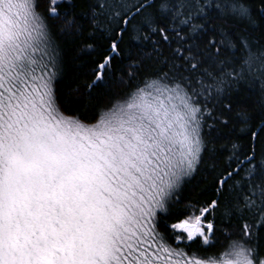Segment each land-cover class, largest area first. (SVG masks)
<instances>
[{
	"label": "snow or ice",
	"instance_id": "1",
	"mask_svg": "<svg viewBox=\"0 0 264 264\" xmlns=\"http://www.w3.org/2000/svg\"><path fill=\"white\" fill-rule=\"evenodd\" d=\"M0 264H264V0H0Z\"/></svg>",
	"mask_w": 264,
	"mask_h": 264
}]
</instances>
